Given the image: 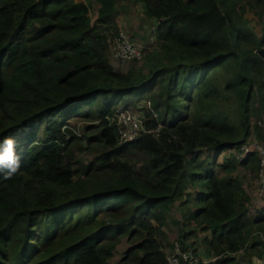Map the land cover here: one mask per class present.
<instances>
[{
	"label": "trees",
	"instance_id": "obj_1",
	"mask_svg": "<svg viewBox=\"0 0 264 264\" xmlns=\"http://www.w3.org/2000/svg\"><path fill=\"white\" fill-rule=\"evenodd\" d=\"M93 1L101 5L94 22ZM118 1L0 0V81L17 95L24 116L0 129V142L16 139L21 164L11 179L0 172V264H110L120 236L133 227L143 239L127 251L135 259L125 258V263L168 264L159 237L170 205L180 201L182 210L191 200L190 187L197 190L192 197L196 209L182 211L181 218L193 229L182 230L180 240L194 227L210 231L211 238L203 239L204 254L215 262L207 264H241L236 253L246 250L262 257L264 250L257 248L264 241L255 235L264 233V211L248 216L251 198L235 175L241 166L258 172L259 155H230L222 163L218 156L229 149L239 152L252 133L251 99L257 87L264 89V80L257 86L264 61L255 52L264 46V32L257 36L249 27L237 0H134L156 23L158 46L144 57L148 73H124L109 59L110 40L119 33L113 18ZM254 1L252 11L258 7L260 19L264 0ZM231 63L238 69L226 89L244 99V139H219L232 131L226 117L191 123L173 105L172 120L158 135L118 143L112 118L119 99L152 91L159 78L167 101L179 96L191 101L196 92L202 98L215 91L211 72ZM97 103L101 129L95 138L109 150L97 166L115 178L89 192L87 179H74L77 137L69 122L91 114ZM146 123L151 129L160 124L156 119ZM258 133L263 134L259 123ZM199 146L215 148V155L203 161L188 158ZM134 149L148 157L139 171L121 159ZM131 204L129 222L118 219ZM244 264L255 263L250 256Z\"/></svg>",
	"mask_w": 264,
	"mask_h": 264
},
{
	"label": "rangeland",
	"instance_id": "obj_2",
	"mask_svg": "<svg viewBox=\"0 0 264 264\" xmlns=\"http://www.w3.org/2000/svg\"><path fill=\"white\" fill-rule=\"evenodd\" d=\"M237 8L240 13L247 16L248 25L257 36H260L264 32V13L262 18L259 19L258 12L259 9L256 7L252 11L255 1L254 0H237ZM262 6V5H261ZM101 5L98 1H93L90 5V16L94 22L98 18L99 9ZM143 8L140 3H136L134 0H119L116 5V10L113 14V18L119 27V35L127 36L135 41L136 45L143 49L144 57L153 49L157 48L158 42L154 37V31L156 23L153 20H149L143 14ZM110 40V62L113 65L114 69L127 73L128 71L135 69L142 73H148L149 69L146 65V58L143 57L141 60L134 61H123L114 57L112 52V42L113 38ZM255 44L253 42L249 43V47L253 48ZM257 53V51H255ZM263 71L257 76V86L262 84L264 80V67H261ZM237 66L234 63H231L229 66H220L218 69H215L210 74V79L212 82V87L214 86L215 91L200 98V94L196 92V95L191 101H187L183 96L178 97L172 101H167L166 98V89L163 88L161 84V79H158V82L155 88L152 91H148L139 95V93H133L131 95L124 96L119 99L115 106L114 111L115 115L118 111H137L141 110L145 116L146 120L156 119L160 124L158 128L155 129L154 134L158 135L166 125L172 120V107L175 106L178 115L182 118H187L191 123H198L200 125L204 124L211 116H221L226 117L228 124L232 127L231 135H225V133L219 139L228 138H237V140L244 139V132L242 130V120H243V98L239 93L234 90H227V82L235 75L237 72ZM10 91L6 83L2 84L0 81V129L9 127L18 123L24 116L17 109L15 103L16 94L8 93ZM204 94V93H203ZM160 95H163L161 98ZM100 108V104L97 103L93 106L91 114L83 115L80 114L70 119V127L73 129L77 139L72 146V152L75 155L74 168L78 173L74 176V179L77 177H84L87 179L86 188L89 192H97L106 188L108 185L112 184V180L115 178L110 175L106 170H102L101 166L98 165V161L109 152V150L98 142L100 134V121L95 113L96 110ZM179 110V111H178ZM76 111V110H75ZM84 111L81 110L82 113ZM29 113V112H28ZM79 113V112H78ZM68 116V115H67ZM264 119V89L262 91L257 90L255 96L251 99V118L250 124L252 127V133L246 140L257 139L258 142L263 143L264 137L263 134L259 135L258 133V123ZM261 133V132H260ZM230 135V136H229ZM90 138H95L89 140ZM212 145H214V142ZM211 146V145H210ZM215 155V148L211 147H198L193 151V154L188 155V158L196 156L199 161H203L210 156ZM230 155H239L237 149H229L222 151L218 156V162L222 163ZM215 157V156H214ZM123 160L129 161L130 164L136 166V168L141 170L146 164L148 157L144 152H140L137 149L129 150L128 153L122 155ZM258 162H256L257 164ZM90 165L92 168L87 169V166ZM258 165V164H257ZM259 171V170H258ZM235 175L241 180L245 189L251 194H256L257 186L256 180L258 172L249 169L246 167H238ZM197 191L194 187H190L188 192L191 195V200L183 206V209L180 212V201H176L174 204L170 205V209L166 214V223L162 227L163 235L159 237V242L161 244V250L164 254L168 253L171 250V247L174 242L180 240L182 230L189 231L193 229L189 224L183 226V220L181 218L182 211L186 212L187 208H194L195 205L192 201V197ZM133 204L129 205L127 208L123 209L122 212L117 217L121 221L126 219L129 222L131 217V210ZM131 209V210H130ZM54 219V217L52 218ZM106 219L111 220V217L108 216ZM113 222L107 223L111 224ZM193 234L190 235L188 243L194 245V247L203 255L204 251L201 250V245H203V239L206 236H210L208 232L198 233V228ZM131 231V233H130ZM134 232L132 228L128 229L123 235L120 236V240L116 243V251L114 256L109 260L110 264H126L125 258L129 261L133 260L135 254L132 252L129 254L127 251L139 243L143 238L139 234ZM257 240L264 241V233L258 231ZM259 250H264V247L258 246ZM135 252V251H134ZM253 252V251H252ZM255 252V251H254ZM252 260L255 264L257 258L263 259L262 257L256 256L254 253H250ZM247 254V250L239 254H236L238 260L241 264H244V261L250 258ZM240 257V258H239ZM135 259V258H134ZM214 259V258H208ZM215 260L209 262L214 263ZM258 263V264H263ZM135 264V262H134ZM207 264V263H206Z\"/></svg>",
	"mask_w": 264,
	"mask_h": 264
},
{
	"label": "built area",
	"instance_id": "obj_3",
	"mask_svg": "<svg viewBox=\"0 0 264 264\" xmlns=\"http://www.w3.org/2000/svg\"><path fill=\"white\" fill-rule=\"evenodd\" d=\"M112 52L115 58L123 61H136L144 57L143 49H140L135 41L125 35L118 34L112 42ZM118 132V143L120 145L135 141L143 134L154 133L155 129L147 127L145 114L141 110L118 111L112 118ZM264 137V122H259ZM256 152L259 155L260 168L257 175L256 193L264 199V141L250 139L243 143L239 149L238 159H247L248 156ZM168 264H204L205 258L194 247L184 246L182 242L173 243L171 250L166 253Z\"/></svg>",
	"mask_w": 264,
	"mask_h": 264
},
{
	"label": "clouds",
	"instance_id": "obj_4",
	"mask_svg": "<svg viewBox=\"0 0 264 264\" xmlns=\"http://www.w3.org/2000/svg\"><path fill=\"white\" fill-rule=\"evenodd\" d=\"M20 167L17 141L14 137H5L0 142V172L4 173L5 179H11L20 170Z\"/></svg>",
	"mask_w": 264,
	"mask_h": 264
},
{
	"label": "crops",
	"instance_id": "obj_5",
	"mask_svg": "<svg viewBox=\"0 0 264 264\" xmlns=\"http://www.w3.org/2000/svg\"><path fill=\"white\" fill-rule=\"evenodd\" d=\"M142 6V5H141ZM144 14V13H143ZM245 187V186H244ZM248 193H249V195H250V198H251V200H250V202H249V204H248V216L251 218V219H253V218H255L256 216H258V215H260V214H262L263 213V211H264V199L263 198H261L257 193L256 194H251L249 191H247ZM174 204V203H173ZM195 205V204H194ZM180 206V205H179ZM189 208V207H188ZM187 208V209H188ZM190 210H194V209H196V206L194 207V208H189ZM180 212H181V209H180ZM205 232H208L209 234H210V236H206L205 238H211V232L210 231H205ZM198 233H204V232H202V231H199L198 230ZM189 237L190 236H187V238L186 239H184V241H182V240H179L180 242H182V244L184 245V246H188V245H190V246H192V247H194V245H192V244H189L187 241H188V239H189ZM203 245H201V250L202 251H204V243H202ZM173 246V245H172ZM195 248V247H194ZM196 249V248H195ZM241 252H239V254H240ZM237 254V253H236ZM203 257L205 258V264L206 263H209V262H211V261H213V260H215V258L212 260H210V259H208V258H206V256H205V254L203 253ZM240 258V257H239ZM264 261V258L263 259H259V258H257V261H256V263L258 264V263H262ZM264 264V263H263Z\"/></svg>",
	"mask_w": 264,
	"mask_h": 264
},
{
	"label": "water",
	"instance_id": "obj_6",
	"mask_svg": "<svg viewBox=\"0 0 264 264\" xmlns=\"http://www.w3.org/2000/svg\"><path fill=\"white\" fill-rule=\"evenodd\" d=\"M257 54L263 59L264 61V46L263 47H260L258 50H257Z\"/></svg>",
	"mask_w": 264,
	"mask_h": 264
}]
</instances>
